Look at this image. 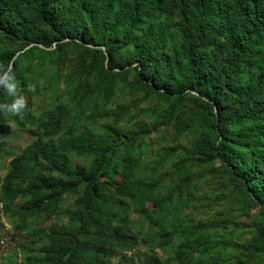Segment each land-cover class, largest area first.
Wrapping results in <instances>:
<instances>
[{"label": "trees", "instance_id": "1", "mask_svg": "<svg viewBox=\"0 0 264 264\" xmlns=\"http://www.w3.org/2000/svg\"><path fill=\"white\" fill-rule=\"evenodd\" d=\"M3 71L4 262L264 264V0H0ZM207 177L234 200L196 220Z\"/></svg>", "mask_w": 264, "mask_h": 264}, {"label": "rangeland", "instance_id": "2", "mask_svg": "<svg viewBox=\"0 0 264 264\" xmlns=\"http://www.w3.org/2000/svg\"><path fill=\"white\" fill-rule=\"evenodd\" d=\"M40 98V97H39ZM121 99L122 102H129L130 97L126 96L124 98H121V96L118 98ZM47 102V101H46ZM143 105H149V101H145L141 103L139 106L142 107ZM42 109V105L38 100L34 99L33 102V110H35L36 113H38ZM146 120H149L145 118ZM154 134H151L150 137H153ZM32 138L30 134L27 131H24L21 133L20 137L17 139H10L8 140V147H10V150L13 153H16L17 151L21 150L26 144L31 142ZM152 152V146L148 148L147 154L153 157ZM146 157L145 160L149 159L150 157ZM10 160V157L8 155H2L1 159V170H0V176H3L7 169L8 161ZM165 170H168L169 165L165 164ZM166 178H165V177ZM163 178L167 182V175H164ZM198 189H197V197L198 199L190 206L192 210V214L195 217L196 220L202 219L204 221H211L218 217L217 212L219 209L220 200L216 198L215 193L221 192L223 190L226 194L225 201L228 204H232L234 200V192L232 191V186L229 184H224L221 182L220 178H210L207 177L205 179L200 178L198 179ZM222 197V196H220ZM4 239V246H0V264H7L2 260L4 256L9 254V252L15 247V241L17 240V235L12 230V226L9 224L6 217L2 214V211L0 210V240ZM9 249V250H8ZM132 256H134L135 259L139 260L144 257V249L138 248L135 249L132 252ZM131 255V252H127L126 256L129 257ZM120 258V255H118L116 258H114L113 261H117ZM23 257L19 256L17 260V264H19L22 261Z\"/></svg>", "mask_w": 264, "mask_h": 264}, {"label": "clouds", "instance_id": "3", "mask_svg": "<svg viewBox=\"0 0 264 264\" xmlns=\"http://www.w3.org/2000/svg\"><path fill=\"white\" fill-rule=\"evenodd\" d=\"M0 86H3V88L7 90L8 94L13 97L10 103L0 104V109L10 113H19L24 107V99L23 97H17L15 95L16 81L14 75H12L9 71H3L0 73Z\"/></svg>", "mask_w": 264, "mask_h": 264}, {"label": "built area", "instance_id": "4", "mask_svg": "<svg viewBox=\"0 0 264 264\" xmlns=\"http://www.w3.org/2000/svg\"><path fill=\"white\" fill-rule=\"evenodd\" d=\"M2 209V204L0 203V210ZM5 245V243H4V239L2 238L1 240H0V246H4Z\"/></svg>", "mask_w": 264, "mask_h": 264}]
</instances>
